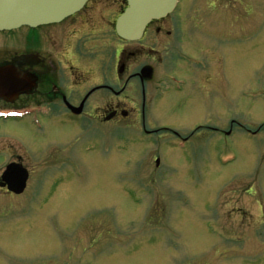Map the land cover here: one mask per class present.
Returning <instances> with one entry per match:
<instances>
[{
  "label": "rangeland",
  "instance_id": "rangeland-1",
  "mask_svg": "<svg viewBox=\"0 0 264 264\" xmlns=\"http://www.w3.org/2000/svg\"><path fill=\"white\" fill-rule=\"evenodd\" d=\"M197 1L181 0L177 17ZM232 1L215 0L221 21L208 16L219 31L252 29L225 71L235 76V93H218L234 99L233 126L199 130L185 142L159 130L155 154L157 146L134 145L128 127L80 136L42 118L38 128L32 117H0V175L11 161L30 172L22 195L0 189V264H264V136L242 129L264 124V0ZM5 39L19 47L18 33H0V49ZM202 105L184 114V126L169 128L185 136L190 121L212 122ZM56 143L67 150L57 153ZM60 157L77 168L58 170Z\"/></svg>",
  "mask_w": 264,
  "mask_h": 264
},
{
  "label": "flooded vegetation",
  "instance_id": "flooded-vegetation-1",
  "mask_svg": "<svg viewBox=\"0 0 264 264\" xmlns=\"http://www.w3.org/2000/svg\"><path fill=\"white\" fill-rule=\"evenodd\" d=\"M180 2L171 14L153 20L138 41L124 40L115 30L127 0H88L79 12L59 23L0 31L7 36L19 34V47L5 39L0 66H17L35 82L13 101L0 99V104L8 105L0 110L22 111L38 128L42 127L39 118L55 126H69L80 136L107 125L128 127L136 134L134 145L144 149L157 146L155 154L160 150L159 130L185 142L199 130L233 126L234 99L224 100L218 93L223 89H228L229 95L235 93V76L229 72L225 76V71L231 65L235 43L247 42L252 29L219 31L220 22L208 16L218 14L215 0H198L197 7L183 8L177 17ZM215 18L221 21L223 17ZM258 28L260 25L254 29ZM148 37H153L152 42L144 44ZM198 104L212 115V122L190 121L186 126L192 125L194 130L185 136L169 128L167 122L184 126V114ZM161 115L172 117L156 118ZM244 128L251 136H264V124L254 130ZM58 144L57 153L67 150ZM79 144L84 152L90 146L89 140ZM154 158L157 169L159 157ZM64 159L69 157L56 160L58 170L66 174L77 168L70 162L72 165L66 166ZM0 189L7 191L6 187ZM235 236L229 232L233 241Z\"/></svg>",
  "mask_w": 264,
  "mask_h": 264
},
{
  "label": "water",
  "instance_id": "water-1",
  "mask_svg": "<svg viewBox=\"0 0 264 264\" xmlns=\"http://www.w3.org/2000/svg\"><path fill=\"white\" fill-rule=\"evenodd\" d=\"M88 0H0V30H11L23 25L35 27L57 23L79 11ZM177 0H127V7L117 18L116 31L126 40H139L146 26L157 18L171 13ZM28 74L14 65L0 66V98L8 102L34 86ZM28 170L20 164L7 165L0 180L1 187L15 194L24 192Z\"/></svg>",
  "mask_w": 264,
  "mask_h": 264
},
{
  "label": "bare ground",
  "instance_id": "bare-ground-1",
  "mask_svg": "<svg viewBox=\"0 0 264 264\" xmlns=\"http://www.w3.org/2000/svg\"><path fill=\"white\" fill-rule=\"evenodd\" d=\"M44 129V128H43Z\"/></svg>",
  "mask_w": 264,
  "mask_h": 264
}]
</instances>
